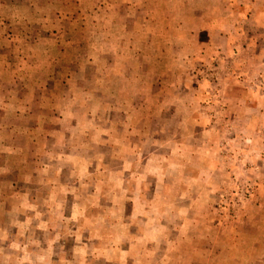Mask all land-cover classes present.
<instances>
[{
  "label": "rangeland",
  "instance_id": "rangeland-1",
  "mask_svg": "<svg viewBox=\"0 0 264 264\" xmlns=\"http://www.w3.org/2000/svg\"><path fill=\"white\" fill-rule=\"evenodd\" d=\"M245 1L0 0V264H264Z\"/></svg>",
  "mask_w": 264,
  "mask_h": 264
},
{
  "label": "crops",
  "instance_id": "crops-1",
  "mask_svg": "<svg viewBox=\"0 0 264 264\" xmlns=\"http://www.w3.org/2000/svg\"><path fill=\"white\" fill-rule=\"evenodd\" d=\"M205 1H208V2H219L220 0H205ZM222 1H224V0H222ZM252 1H258V0H252ZM228 2L231 4L232 7H234L233 3H236V2L237 3H243V2H246V1L245 0H228ZM243 7L247 8V10H245V9L243 10L241 8V10H243V12L244 11H253V10H256V9H260L259 6L258 7H254V6H251V5H247L245 3H244ZM262 11L263 10H260V11H257V12H252V14L253 13L256 14L255 15V19L256 20H254L255 24H262L263 25L262 22H264V12H262ZM178 12H179V10H178ZM243 12L240 11V13H241L240 17L238 15L239 19H242V18H244V17L249 15V12H247V13H243ZM173 14H174V16L177 15L176 17L180 16V14H178V13L176 15H175V13H173ZM237 14H238V12H237ZM244 14H246V15H244ZM252 14L249 15L250 18L254 15V14L253 15ZM226 20H227V22H226L227 26H224L223 29L220 30L218 27H216V28H212V29L210 28L208 30V33L210 34L211 38H214V35L217 34V33H219L220 35L221 34L224 35V38H226V41H225L226 45H222V44L221 45H212V46L208 47V49L210 48L212 50H216V49L220 50V49H223V48L227 47V45H228V47H230V49H233V50L234 49H240V48L244 49V44L243 45L242 44L237 45L235 43L236 42L235 37H238L240 33H242V34L246 33L247 37L250 38V39L247 38V40L248 41L251 40V39L252 40H251V44L249 46H247L245 49L260 50L259 55L256 54L255 56H253V59L259 65L260 64H264V55H261V52L264 49V47L256 46V42L260 41L263 38V36H261L260 34H264V25H263V27H258V26L253 25L254 27H251L250 31L247 32L242 26L238 25V22L237 23L236 22L235 23H231L229 18H227ZM223 21H225V20H223ZM226 35H229V37L227 38ZM222 38H223V36H222Z\"/></svg>",
  "mask_w": 264,
  "mask_h": 264
}]
</instances>
